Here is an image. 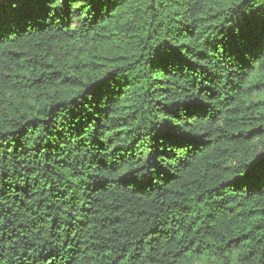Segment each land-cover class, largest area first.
Here are the masks:
<instances>
[{"label":"trees","instance_id":"trees-1","mask_svg":"<svg viewBox=\"0 0 264 264\" xmlns=\"http://www.w3.org/2000/svg\"><path fill=\"white\" fill-rule=\"evenodd\" d=\"M264 0H0V264H264Z\"/></svg>","mask_w":264,"mask_h":264},{"label":"rangeland","instance_id":"rangeland-1","mask_svg":"<svg viewBox=\"0 0 264 264\" xmlns=\"http://www.w3.org/2000/svg\"><path fill=\"white\" fill-rule=\"evenodd\" d=\"M192 264H208V263L205 262V261H196V262H194V263H192Z\"/></svg>","mask_w":264,"mask_h":264},{"label":"snow or ice","instance_id":"snow-or-ice-1","mask_svg":"<svg viewBox=\"0 0 264 264\" xmlns=\"http://www.w3.org/2000/svg\"><path fill=\"white\" fill-rule=\"evenodd\" d=\"M262 163H264V161H261Z\"/></svg>","mask_w":264,"mask_h":264}]
</instances>
